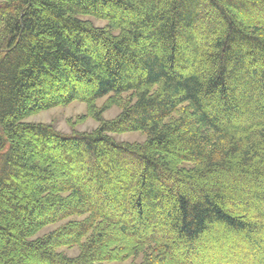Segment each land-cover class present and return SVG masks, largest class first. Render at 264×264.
<instances>
[{"label": "trees", "instance_id": "obj_1", "mask_svg": "<svg viewBox=\"0 0 264 264\" xmlns=\"http://www.w3.org/2000/svg\"><path fill=\"white\" fill-rule=\"evenodd\" d=\"M74 101L97 129L26 121ZM209 246L264 264V0H0V264Z\"/></svg>", "mask_w": 264, "mask_h": 264}, {"label": "rangeland", "instance_id": "obj_2", "mask_svg": "<svg viewBox=\"0 0 264 264\" xmlns=\"http://www.w3.org/2000/svg\"><path fill=\"white\" fill-rule=\"evenodd\" d=\"M89 18V17H87ZM97 26H104L105 21L92 19ZM108 97H103L98 99L96 102V106L98 108H102L106 105ZM121 109L117 106H112L103 112L104 120H113L119 114ZM88 108L85 103L74 101L67 106H59L47 111L41 112L34 116L29 117L26 121L32 123H42L47 125H51V127L55 128L56 131L62 134H71L73 132H90L99 127V122L95 121L92 117L88 116ZM112 138L117 142H128V143H143L146 140L147 135L143 132H127L120 134H111ZM81 219V218H78ZM66 221H63L65 223ZM62 222L57 224H52L45 227L39 234L35 237L42 236L56 228H58ZM213 247V248H212ZM209 246V249H203L200 247L196 253L193 255L194 262L196 264H228V260L225 257L229 255L226 254L225 257L222 256L220 259L217 257L216 248L217 246ZM58 252H62L68 256H76L78 255L80 249L78 247L67 248L61 247L56 249ZM216 254V255H215ZM192 258V259H193ZM140 259L136 262L138 263ZM133 260L129 259L125 262H107L105 264H132Z\"/></svg>", "mask_w": 264, "mask_h": 264}]
</instances>
